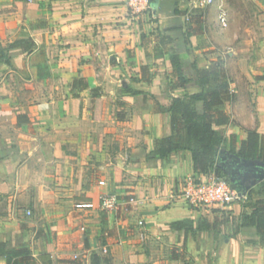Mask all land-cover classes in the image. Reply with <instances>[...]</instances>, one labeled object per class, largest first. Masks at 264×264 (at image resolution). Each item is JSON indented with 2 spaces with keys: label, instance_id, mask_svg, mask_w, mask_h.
<instances>
[{
  "label": "crops",
  "instance_id": "1",
  "mask_svg": "<svg viewBox=\"0 0 264 264\" xmlns=\"http://www.w3.org/2000/svg\"><path fill=\"white\" fill-rule=\"evenodd\" d=\"M158 2L138 14L126 0H0V242L27 244L38 264H91L104 250L112 264H264L254 229L223 241L171 200L194 176L191 152L153 155L172 133L163 109L198 90L179 86L174 51L229 80L228 147L264 136V0H225V29L216 6ZM114 191L142 202L122 198L103 222L98 198ZM187 219L194 231L171 229Z\"/></svg>",
  "mask_w": 264,
  "mask_h": 264
},
{
  "label": "trees",
  "instance_id": "2",
  "mask_svg": "<svg viewBox=\"0 0 264 264\" xmlns=\"http://www.w3.org/2000/svg\"><path fill=\"white\" fill-rule=\"evenodd\" d=\"M158 4V0H152L153 10L157 9ZM143 39L145 40V36ZM17 44L25 49L34 47L32 41L25 40H19L11 47ZM157 44L163 45L160 42ZM156 51L163 54L159 49ZM1 56H4V49L1 50ZM171 61L179 86L187 88L195 84L198 90L187 93L183 98L173 99L171 106L163 109L171 116L172 133L156 142L153 155L165 159L174 152L189 151L192 154L195 176L215 174L243 192L242 187L232 183L222 168L217 166L218 155L222 150H229L240 158L264 162V136L256 131H249L239 148L234 143L228 147L224 134L218 128L228 123L229 118L223 107L234 100L229 80L221 72L211 68L201 70L195 63L188 67L182 53L178 51L172 52ZM83 87L88 88V85L84 84ZM124 93L133 96L141 94L131 89L124 90ZM247 195L249 198L247 204L251 212L242 211L239 214V229L233 236L246 229H254L264 240V181L249 190ZM170 227L174 231L183 229L194 231V221L189 219L176 221L171 223ZM198 229L207 230L200 224ZM0 259H5L6 264H38L37 258L27 244L14 246L9 242H0ZM42 261L47 264L45 258ZM91 264H112V261L109 257L95 254Z\"/></svg>",
  "mask_w": 264,
  "mask_h": 264
},
{
  "label": "built area",
  "instance_id": "3",
  "mask_svg": "<svg viewBox=\"0 0 264 264\" xmlns=\"http://www.w3.org/2000/svg\"><path fill=\"white\" fill-rule=\"evenodd\" d=\"M126 2L129 8L138 14H145L152 10V0H126ZM197 4L203 7L216 6L219 26L222 29L228 27L225 0H197ZM170 196L174 203L183 204L191 212L199 213L203 218L223 211L233 212L234 206H244L249 201L248 195L215 174L186 177L176 185ZM127 203L133 206L141 201L133 196L128 198ZM100 205L106 212H116L121 202L119 196L105 194L100 197ZM76 207L84 210L86 204L79 203ZM27 215L30 216L31 212H27ZM140 225H143V222H140ZM103 252L107 253L106 250Z\"/></svg>",
  "mask_w": 264,
  "mask_h": 264
},
{
  "label": "rangeland",
  "instance_id": "4",
  "mask_svg": "<svg viewBox=\"0 0 264 264\" xmlns=\"http://www.w3.org/2000/svg\"><path fill=\"white\" fill-rule=\"evenodd\" d=\"M167 41L168 40H167L165 35L160 34L159 36L156 37V42L157 43L160 42L161 44H163L162 46H164L167 43ZM105 194L119 196L121 204H122V198H124V197L130 198V197L135 196L134 194H131V193H129L127 195H122L120 192L114 191V192H109V193H103V194L100 195V197L105 195ZM100 197L98 198L99 204H100ZM139 201H141V200H139ZM77 204H79V203H77ZM139 204H141V203H139ZM135 205H137V203ZM248 205L249 204H245L244 205L243 211H246V212H250L251 211L248 208ZM100 207H101V205H100ZM120 208H121V206L119 207V209ZM75 209H77L76 206H75ZM77 210L86 211L87 210V206H86V209H84V210H80V209H77ZM104 212H106V211H104L102 209L100 210V216H101L103 222L106 221L105 220L106 217H104V215H103ZM117 212L118 211L109 212V213L116 214ZM239 217H240V215L239 214L235 215L234 212L223 211V212L218 213V214H210L206 218L199 217L198 218V222H199V224H200V226L202 228H205L207 230L213 231L215 234L220 235L223 238V241H225V239L232 237L238 231L239 225H240ZM115 219H117V218L115 217ZM107 226H108V224H107ZM140 226H143V225H140ZM175 250L176 249H172L170 251L173 252ZM178 251H179L180 254H182L184 252V247L183 248L179 247ZM102 256L110 258L108 251H107V253L103 252Z\"/></svg>",
  "mask_w": 264,
  "mask_h": 264
},
{
  "label": "water",
  "instance_id": "5",
  "mask_svg": "<svg viewBox=\"0 0 264 264\" xmlns=\"http://www.w3.org/2000/svg\"><path fill=\"white\" fill-rule=\"evenodd\" d=\"M217 166L222 168L232 183L242 187L245 195L264 181V162L246 160L222 150L218 155Z\"/></svg>",
  "mask_w": 264,
  "mask_h": 264
}]
</instances>
